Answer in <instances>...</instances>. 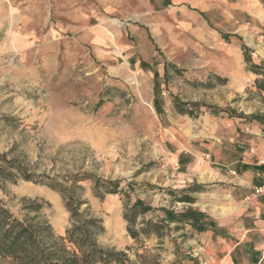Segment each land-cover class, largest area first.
I'll list each match as a JSON object with an SVG mask.
<instances>
[{"label": "rangeland", "instance_id": "1", "mask_svg": "<svg viewBox=\"0 0 264 264\" xmlns=\"http://www.w3.org/2000/svg\"><path fill=\"white\" fill-rule=\"evenodd\" d=\"M102 12L97 0H0V154L16 158L37 175L90 172L102 179L119 180L130 203L139 198L152 207L138 222L166 217V211L179 206L167 190L179 196L185 189L169 187L170 173L161 158L167 115L178 114L173 98L197 103L187 106L193 116H185L199 133L206 114H234L239 108L240 113L264 114V94L254 90L235 96L231 100L235 110L219 102L224 95L219 84L213 88L200 85L208 79L216 82L214 77L200 78L179 67L176 74L169 66L158 92L161 112H157L150 103L153 92L146 78L129 77V71L110 75L106 64L96 61L80 41L78 18L89 16L95 23ZM163 99L172 103L169 114L164 111ZM80 184L90 213L100 218L104 227L98 243L116 250L136 248L125 233V196L99 200L92 195L90 181ZM30 188L52 191L58 197L57 205L44 195L30 193ZM0 199L19 218L24 214L23 204L40 203L39 219L46 220L56 235H64L69 225L60 195L46 185L22 179L6 182L0 187ZM158 242L151 237L144 240V246L160 255V264L170 263L165 252L172 241L165 236L161 245ZM127 253L134 260L133 253ZM0 264L9 263L0 260Z\"/></svg>", "mask_w": 264, "mask_h": 264}, {"label": "crops", "instance_id": "2", "mask_svg": "<svg viewBox=\"0 0 264 264\" xmlns=\"http://www.w3.org/2000/svg\"><path fill=\"white\" fill-rule=\"evenodd\" d=\"M97 1L103 9L98 22L78 18L80 41L110 75L129 71V77L146 78L151 104L154 91L159 95L164 85L165 63L200 78L225 79L218 87L224 93L219 102L235 110L231 100L255 90L258 75L246 68L242 46L253 62H264V0ZM162 102L169 114L172 103ZM236 114L204 115L199 133L185 115H167L161 151L170 173L167 184L175 190L206 187L184 192L193 202L175 201L179 206L169 209L173 221L160 215L171 228L179 226L170 232L168 264L264 263V195L254 193L264 182V125L248 117L251 111ZM188 208L202 214L201 229L182 220Z\"/></svg>", "mask_w": 264, "mask_h": 264}, {"label": "trees", "instance_id": "3", "mask_svg": "<svg viewBox=\"0 0 264 264\" xmlns=\"http://www.w3.org/2000/svg\"><path fill=\"white\" fill-rule=\"evenodd\" d=\"M244 49L246 68L258 77L254 80L253 86L259 94H264V64L253 62L246 54L248 48ZM178 74L180 70L169 64L164 65V80L168 77V67ZM216 82H200L205 88H213L216 84L222 85L225 79L214 76ZM159 95L154 91V108L161 112L159 106ZM174 109L180 115L193 116L192 110L187 106H197L196 102H182L176 97L173 98ZM242 117V113L236 114ZM251 120L264 125V114L252 113L248 116ZM18 179L43 184L56 191L62 200L63 206L68 213L69 225L65 228L64 235H56L51 225L46 220L39 219L38 212L42 205L34 201L23 204V217L14 215L5 202L0 199V260H7L9 264H160V255L152 253L144 246V240L151 237L157 238L158 245L170 232L179 229V226L171 228L164 219H146L138 222V218L152 207L145 204L141 199L136 198L132 203L129 201V194L120 188L119 180L102 179L90 172H78L50 177L46 174L37 175L16 158L7 159V153L0 154V187L6 182L16 183ZM90 181L92 195L99 200L105 196H125L123 202L122 217L126 221L125 233L131 242L137 245L136 248L124 246L119 250L114 247L102 246L98 243L99 236L103 235L104 227L100 218L90 213L89 204L82 197L84 190L80 184L82 181ZM176 201L193 202L194 199L187 195L175 196V191L168 189ZM186 193L203 192L206 187L194 184L183 190ZM31 213L33 215H31ZM166 218L174 220L175 214L166 211ZM182 220H190L192 226L198 224L202 228L200 219L202 214L194 209L188 208L181 214ZM138 225V226H137ZM141 248V252L139 249ZM159 248V247H157ZM134 255L130 258L127 251Z\"/></svg>", "mask_w": 264, "mask_h": 264}, {"label": "bare ground", "instance_id": "4", "mask_svg": "<svg viewBox=\"0 0 264 264\" xmlns=\"http://www.w3.org/2000/svg\"><path fill=\"white\" fill-rule=\"evenodd\" d=\"M42 190L41 189H37V190L36 189H34V190L31 189L29 192L32 193V194L38 193V194L44 195L45 197H48L50 200H52L57 205V201H56V198H58L57 195L55 193H53L52 191H50V190H44V191H42Z\"/></svg>", "mask_w": 264, "mask_h": 264}, {"label": "built area", "instance_id": "5", "mask_svg": "<svg viewBox=\"0 0 264 264\" xmlns=\"http://www.w3.org/2000/svg\"><path fill=\"white\" fill-rule=\"evenodd\" d=\"M254 193L258 195H264V182L254 188Z\"/></svg>", "mask_w": 264, "mask_h": 264}]
</instances>
